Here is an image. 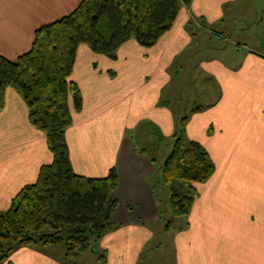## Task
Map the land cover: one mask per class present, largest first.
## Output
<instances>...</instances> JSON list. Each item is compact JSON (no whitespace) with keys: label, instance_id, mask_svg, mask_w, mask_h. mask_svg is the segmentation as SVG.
<instances>
[{"label":"crops","instance_id":"0c3cea01","mask_svg":"<svg viewBox=\"0 0 264 264\" xmlns=\"http://www.w3.org/2000/svg\"><path fill=\"white\" fill-rule=\"evenodd\" d=\"M82 1L0 0V56L18 60L31 50L38 29L70 15ZM240 1L193 0L190 7L181 6L173 29L154 48L131 40L116 60L79 47L71 80L80 88L83 109L73 110L66 139L77 175L104 179L117 170V229L94 251L101 247L108 264H143L147 253L156 252L148 251L154 233L146 223L159 220L155 190L148 185L157 163L136 150L127 133L149 119L165 137L175 135L181 118L162 102V93L171 81L169 69L193 41L187 25L195 14L208 24L224 20L225 7ZM202 66L221 96L193 116L186 133L206 147L216 171L193 185L198 195L188 223L174 234L175 264H264V57L246 55L238 71L218 61ZM53 161L45 134L30 124L27 105L8 88L0 112V213ZM46 249L23 248L11 263L59 264Z\"/></svg>","mask_w":264,"mask_h":264},{"label":"trees","instance_id":"16d2710c","mask_svg":"<svg viewBox=\"0 0 264 264\" xmlns=\"http://www.w3.org/2000/svg\"><path fill=\"white\" fill-rule=\"evenodd\" d=\"M192 1L83 0L70 15L38 29L31 50L18 60L0 56V112L5 91L13 89L29 109L30 124L45 134L54 160L41 169L34 185L19 193L10 210L0 213V264H12L13 254L23 248L59 245L65 246L66 259L74 260L117 229V170L104 179L79 176L70 158L66 133L73 125V110L83 109L80 88L71 80L78 49L84 45L116 60L119 49L131 40L142 48H154L173 29L181 6L190 7ZM191 30L189 23L187 31ZM187 122L178 119L173 149L162 167L164 184L187 186L170 199L177 219H187L191 213L198 195L193 185L207 182L216 171L208 151L187 139ZM154 126L150 124L151 132L162 141ZM97 264H108L104 252Z\"/></svg>","mask_w":264,"mask_h":264},{"label":"rangeland","instance_id":"374dc122","mask_svg":"<svg viewBox=\"0 0 264 264\" xmlns=\"http://www.w3.org/2000/svg\"><path fill=\"white\" fill-rule=\"evenodd\" d=\"M225 11L227 12L224 20L213 24L202 23L204 17H198L197 14L192 16L190 23L193 41L185 52L178 55L169 69L171 81L163 90L162 102L168 104L175 118L188 119L186 128L193 116L205 113L221 96V87H217L215 79L205 72L203 63L218 61L230 70L238 71L246 55L258 54L264 57V0H241L237 6L225 7ZM196 109H201V112ZM199 123L195 131L200 135L202 124ZM150 124L155 125L163 135L160 127L149 119L139 121L136 127L127 133L134 148L138 151L145 150L157 163L156 170L158 169L157 175L149 178L148 185L155 190L159 220L146 223V227L154 233L148 251L157 253H147L143 264H175L174 234L188 222L187 219H177L173 216L170 199L172 194L183 192L187 186L184 187L181 183L164 184L162 167L173 149V137L163 135V140L160 141L158 136L151 132ZM155 128L153 129L156 130ZM187 139L191 141L188 136ZM138 151L137 153L141 154ZM125 211L121 212L122 217L128 214L127 209ZM167 227L170 228L169 234ZM91 244L93 245V241ZM97 246L98 244L74 260L66 259V249L63 245L47 248L46 254L59 264H97L99 251H102L99 247V251L94 253ZM18 251L10 261L14 260L13 257ZM19 260L18 257L15 258V263Z\"/></svg>","mask_w":264,"mask_h":264}]
</instances>
